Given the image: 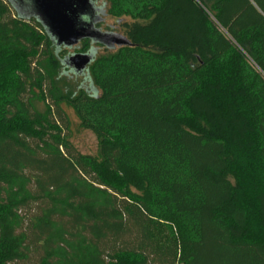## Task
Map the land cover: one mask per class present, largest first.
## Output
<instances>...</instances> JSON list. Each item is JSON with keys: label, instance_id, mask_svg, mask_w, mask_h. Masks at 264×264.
Returning a JSON list of instances; mask_svg holds the SVG:
<instances>
[{"label": "trees", "instance_id": "16d2710c", "mask_svg": "<svg viewBox=\"0 0 264 264\" xmlns=\"http://www.w3.org/2000/svg\"><path fill=\"white\" fill-rule=\"evenodd\" d=\"M106 2L128 45L88 66L94 92L0 0V264H264V0ZM163 218L190 237L158 241Z\"/></svg>", "mask_w": 264, "mask_h": 264}, {"label": "water", "instance_id": "95a60500", "mask_svg": "<svg viewBox=\"0 0 264 264\" xmlns=\"http://www.w3.org/2000/svg\"><path fill=\"white\" fill-rule=\"evenodd\" d=\"M17 6L27 8L43 25L56 49L71 48L88 40L89 44L113 49L115 45H128L125 37L102 33L95 26L101 21L98 14L102 7L96 8L92 0H13ZM96 49L79 53L61 60V65L71 68L74 74L86 71L95 58ZM92 91H96L90 85Z\"/></svg>", "mask_w": 264, "mask_h": 264}, {"label": "rangeland", "instance_id": "374dc122", "mask_svg": "<svg viewBox=\"0 0 264 264\" xmlns=\"http://www.w3.org/2000/svg\"><path fill=\"white\" fill-rule=\"evenodd\" d=\"M96 8H102V13L98 14L100 22L95 26L102 33H112L124 37V24L130 23L128 18H116L107 15V2L106 0H92ZM90 45V44H89ZM90 47L96 49L95 57L103 56L107 53L116 51L119 46L115 45L113 49L106 48L104 46H98L93 44ZM81 50V44L71 48H59L57 52L63 55L62 60L68 58L71 55L79 54ZM61 86L63 88H69L76 90L78 87L87 89L89 91L90 82L87 79L88 72L83 71L82 74H74L71 72V68L66 65H61L60 69ZM63 112L65 113L69 123V142L71 145L82 155L95 157L98 152V141L95 135L83 128L80 125L79 120L74 114L72 108L67 104L61 105ZM154 236L158 241L171 240H186L190 237V231L188 225L185 223H170L167 219L158 222V226L154 229Z\"/></svg>", "mask_w": 264, "mask_h": 264}]
</instances>
